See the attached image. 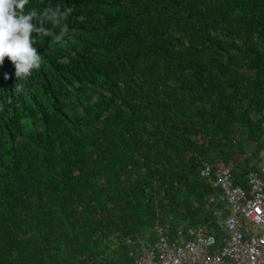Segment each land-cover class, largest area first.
<instances>
[{
    "label": "trees",
    "instance_id": "1",
    "mask_svg": "<svg viewBox=\"0 0 264 264\" xmlns=\"http://www.w3.org/2000/svg\"><path fill=\"white\" fill-rule=\"evenodd\" d=\"M66 7L59 43L34 34L39 70L18 82L0 64V264H132L158 223L221 238L227 208L209 202L201 160L232 162L246 188L259 166L264 0L25 11Z\"/></svg>",
    "mask_w": 264,
    "mask_h": 264
},
{
    "label": "built area",
    "instance_id": "2",
    "mask_svg": "<svg viewBox=\"0 0 264 264\" xmlns=\"http://www.w3.org/2000/svg\"><path fill=\"white\" fill-rule=\"evenodd\" d=\"M264 141V108L261 111ZM200 176L215 186L211 203H224V234L207 226H178L173 236L158 223L156 240L132 264H264V160L247 174V188L236 182L234 164L214 158L201 160ZM106 264H111L106 263Z\"/></svg>",
    "mask_w": 264,
    "mask_h": 264
},
{
    "label": "clouds",
    "instance_id": "3",
    "mask_svg": "<svg viewBox=\"0 0 264 264\" xmlns=\"http://www.w3.org/2000/svg\"><path fill=\"white\" fill-rule=\"evenodd\" d=\"M30 0H0V64L7 57L14 66L17 81H26L34 70L41 67V54L37 51L35 35L54 39L59 43L64 36L63 22L72 14L71 7L47 8L37 14L25 11ZM50 25V26H49ZM4 79H8L5 73ZM14 89L19 90L18 83Z\"/></svg>",
    "mask_w": 264,
    "mask_h": 264
},
{
    "label": "rangeland",
    "instance_id": "4",
    "mask_svg": "<svg viewBox=\"0 0 264 264\" xmlns=\"http://www.w3.org/2000/svg\"><path fill=\"white\" fill-rule=\"evenodd\" d=\"M251 152H254L255 150H256V145H255V143H252V146H251ZM263 160H264V151H262L261 153H260V158H259V160H257V161H255L257 164H260V163H262L263 162Z\"/></svg>",
    "mask_w": 264,
    "mask_h": 264
}]
</instances>
